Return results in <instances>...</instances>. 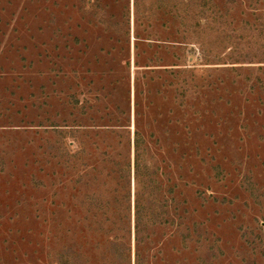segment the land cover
Returning <instances> with one entry per match:
<instances>
[{
	"label": "rangeland",
	"instance_id": "rangeland-1",
	"mask_svg": "<svg viewBox=\"0 0 264 264\" xmlns=\"http://www.w3.org/2000/svg\"><path fill=\"white\" fill-rule=\"evenodd\" d=\"M0 264H264V0H0Z\"/></svg>",
	"mask_w": 264,
	"mask_h": 264
},
{
	"label": "trees",
	"instance_id": "trees-1",
	"mask_svg": "<svg viewBox=\"0 0 264 264\" xmlns=\"http://www.w3.org/2000/svg\"><path fill=\"white\" fill-rule=\"evenodd\" d=\"M138 147H135L136 157H135V169L133 172L134 181V229L136 230V238H141L143 235V229L150 223H153L159 216L157 215L160 209H164L163 203L160 202L159 198L152 197V193L148 192L147 185H145V175L141 172V166L138 164L137 152ZM164 213V212H163ZM189 224V223H188ZM185 226L186 223H185ZM190 231L186 234H182V242L186 246L188 239H191L193 234H197V224H190Z\"/></svg>",
	"mask_w": 264,
	"mask_h": 264
}]
</instances>
